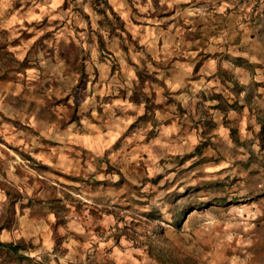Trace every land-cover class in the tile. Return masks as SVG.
Here are the masks:
<instances>
[{
	"label": "rangeland",
	"instance_id": "rangeland-1",
	"mask_svg": "<svg viewBox=\"0 0 264 264\" xmlns=\"http://www.w3.org/2000/svg\"><path fill=\"white\" fill-rule=\"evenodd\" d=\"M125 1L0 0V264H264V0Z\"/></svg>",
	"mask_w": 264,
	"mask_h": 264
},
{
	"label": "crops",
	"instance_id": "crops-1",
	"mask_svg": "<svg viewBox=\"0 0 264 264\" xmlns=\"http://www.w3.org/2000/svg\"><path fill=\"white\" fill-rule=\"evenodd\" d=\"M108 5H110V7L118 12L120 18L122 20L125 21V13H126V9L128 8V3L125 0H107ZM129 18V15H128ZM221 35H218L216 38V42L222 44H227L228 42V38L226 37V33H220ZM165 37V36H164ZM162 37V39L164 40L165 38ZM193 38L191 37V40ZM212 39V37L210 38ZM256 39V38H255ZM172 40V39H171ZM170 42V38H166V44ZM190 41L187 42V46H189ZM215 42V41H214ZM193 44V43H190ZM217 53L212 56V59L210 60V62L205 63L203 65L204 69L206 70L204 73L206 75L205 81L204 83H207L208 86H224V84H226L227 82L224 80V73L223 72H232V74L235 75L234 79L236 81V85L238 86V81L241 82V84H243L245 82V74H244V66L239 63L241 61L238 60V41H236L234 43V46H220L219 50L216 51ZM192 54V52H190ZM189 54V52H188ZM241 55H245L241 53L239 56ZM243 58V57H240ZM171 67H176V68H181V70H183L185 67H182L178 64H172ZM238 74H240L241 79H239ZM179 81H172L171 82V86H176L177 88H180L181 86L178 83ZM187 83V87L188 84L193 83L191 81H186ZM228 84V83H227ZM180 86V87H179ZM178 90V89H177ZM179 94H176L175 97H177ZM182 94H180L179 96H181ZM115 101L117 99H114ZM172 117V115L170 116V118ZM173 126V124H172ZM262 261H264V259H262Z\"/></svg>",
	"mask_w": 264,
	"mask_h": 264
},
{
	"label": "trees",
	"instance_id": "trees-1",
	"mask_svg": "<svg viewBox=\"0 0 264 264\" xmlns=\"http://www.w3.org/2000/svg\"><path fill=\"white\" fill-rule=\"evenodd\" d=\"M3 230L4 227L0 223V234ZM31 248V243H27L22 239L10 242L0 241V260L12 263H20L24 260H29L25 252L29 251Z\"/></svg>",
	"mask_w": 264,
	"mask_h": 264
}]
</instances>
